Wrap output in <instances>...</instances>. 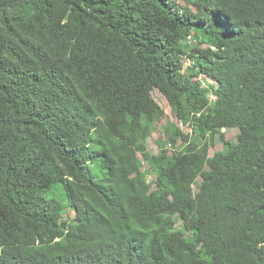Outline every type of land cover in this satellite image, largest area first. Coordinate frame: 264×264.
<instances>
[{"label":"trees","instance_id":"trees-1","mask_svg":"<svg viewBox=\"0 0 264 264\" xmlns=\"http://www.w3.org/2000/svg\"><path fill=\"white\" fill-rule=\"evenodd\" d=\"M181 1L0 0V264H264V0Z\"/></svg>","mask_w":264,"mask_h":264},{"label":"rangeland","instance_id":"rangeland-1","mask_svg":"<svg viewBox=\"0 0 264 264\" xmlns=\"http://www.w3.org/2000/svg\"><path fill=\"white\" fill-rule=\"evenodd\" d=\"M173 2H175V4L178 6H183V3L181 0H173ZM182 63H183L184 71L189 67V65L192 64L191 61L186 60V59H183ZM184 63L188 65L185 66ZM199 79L203 87L207 86L209 88L208 100L210 103H212L215 100V97L213 94L215 90L214 83L205 77H200ZM152 96L155 102L163 110L166 119L169 120L175 128H179L181 132L183 133L192 132V128L186 125H181L180 122L177 119H175L171 107L168 105L165 99L158 92H153ZM166 119H164L161 123H157L155 125L152 124L150 126L149 137L146 140L142 141V144L146 148L147 152L153 156H156L158 151L164 149L165 147L170 150V147L167 144L168 142L166 138V131H163V129H161V126L164 124ZM237 134H238V130L236 128L235 129H222L223 138L227 142L234 143L236 141ZM225 141H222V139L218 135H215L213 143H212L213 146H211L208 143V141L203 142L199 150L197 151L198 156L202 158L203 160H208V159L215 157V155L217 154L219 155L226 154L228 152V147L225 144ZM147 179L150 180L149 177ZM203 188H204V184L202 183L200 179L194 182V184L191 187V190L187 194V200L190 204H194L195 196L201 194V191ZM68 216L71 217L72 214L68 213ZM183 233L185 236L191 235L188 232H183Z\"/></svg>","mask_w":264,"mask_h":264}]
</instances>
